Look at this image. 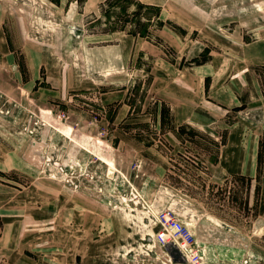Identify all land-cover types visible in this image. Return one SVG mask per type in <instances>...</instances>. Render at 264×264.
I'll list each match as a JSON object with an SVG mask.
<instances>
[{
  "label": "rangeland",
  "instance_id": "rangeland-1",
  "mask_svg": "<svg viewBox=\"0 0 264 264\" xmlns=\"http://www.w3.org/2000/svg\"><path fill=\"white\" fill-rule=\"evenodd\" d=\"M85 1L0 0V264H95V254L104 256L98 264H193L157 242L162 210L190 224L201 264H264L261 126L253 183L211 167L219 144L204 121L181 142H157L170 186L157 178L147 185L157 171L139 161L158 139L146 114L162 112L164 127L181 131L187 125L172 126L173 112L227 116L229 124L247 112L253 129L256 108L235 107L232 88L249 69L264 90V0H133L150 9L136 15L129 6L128 17L120 8L128 0ZM139 22L149 24L148 45L134 47L125 38ZM113 29L123 30L95 38ZM117 94H127L134 116L109 126ZM101 208L116 214L96 215Z\"/></svg>",
  "mask_w": 264,
  "mask_h": 264
},
{
  "label": "crops",
  "instance_id": "crops-1",
  "mask_svg": "<svg viewBox=\"0 0 264 264\" xmlns=\"http://www.w3.org/2000/svg\"><path fill=\"white\" fill-rule=\"evenodd\" d=\"M109 0H86L84 2V6L96 4L97 7L101 5H105V3ZM108 3V2H107ZM59 4H62V1L59 2ZM123 29H113L110 30V32H107L106 34H95V38H102L105 35H116L117 33L121 32ZM161 33L160 35L167 34L163 28L160 30ZM129 35H126L127 41L133 45L134 47L141 44L142 41L143 44L148 45V41L146 40V37H142L139 35H134L131 32L128 33ZM161 37V36H160ZM162 38V37H161ZM256 43V40L253 42L249 43V45L254 46ZM146 45V46H147ZM250 46V47H251ZM125 52V49H124ZM146 54V53H145ZM91 56L93 57L92 62H95V46L91 48ZM126 58L129 55H126ZM131 57H133V52H131ZM140 57L142 58L141 54ZM128 59V58H127ZM126 62V61H125ZM95 66V64H93ZM192 66V65H191ZM201 67V66H200ZM209 67H211V64L208 65H203L201 69L204 71L207 70ZM191 68L194 69L193 72H188L189 75H192L193 78L191 79L192 81L189 84V86L195 87V82H196V66H192ZM197 71H199L197 69ZM206 78V77H205ZM243 81V82H242ZM241 83L242 86L241 88L235 89L232 88L231 86V81L225 84V88L229 87V89L232 88V93L235 96L236 99V104L235 107H242L245 110L250 109L251 107L256 108V113L260 116V118H252V125L253 129H249L245 127L244 121L246 122V117H249L247 115V112L244 113H238L235 116V121L236 123L229 124L227 116L222 115H215L212 113L205 112L204 114H192V113H180L178 114L179 116L177 117L175 113L170 114V120H171V125L175 126L176 122L180 121L181 125L186 124L189 127H185L184 130H175L174 127L168 128L164 127L167 125L165 123L168 118L164 116L162 112H156L155 114H146V120L147 125L152 127L154 126V129L150 128V131H155L157 141L154 144H149L145 143V150L144 153H149V155L143 154L141 158L139 159L140 161V166L142 168H145L147 166H154L155 170L157 171L156 176H146L145 177V182L147 185L153 184L157 181H159L161 184H163V187L165 188L166 186H170L171 181V169L170 166L168 165V162L163 161L162 158L164 154V150L157 144L158 141H168L171 144L173 142H181L183 133L186 135H192V131L190 130L191 126L194 127L197 120L198 121H204L203 128L205 132H209L210 136L214 139L213 141L215 143H218L217 147V157L214 158L215 160H211V167L218 169L221 174L225 173L226 176L228 177V174H234L238 176L245 177L247 179H251L252 183L254 179L257 178L258 176V171H259V153H260V134L256 135V129L262 127V135H264V90L262 87V84L260 83L259 80H257L255 77H252V71L248 69L247 73L241 77ZM207 84H209L208 80L205 82L203 81L204 89L203 92L206 93L207 90ZM131 87L127 88H122V89H127V92L129 91ZM209 89V88H208ZM211 90V89H210ZM209 90V91H210ZM209 94V92H208ZM116 99L119 100H112L109 102V104H116L117 109L114 110V112H110V115L107 116V120L109 122V126L111 125H122L126 124L127 121L131 119L133 113H131L129 103L127 100V94L125 96V99H123V94H117ZM127 108L125 112V108ZM188 115V116H185ZM262 117V118H261ZM117 123V124H116ZM193 123V124H192ZM148 125V127H149ZM214 126V127H213ZM216 127L218 129H216ZM216 129V130H215ZM149 131V129H146ZM122 131V130H121ZM129 131V130H128ZM195 131V130H194ZM125 135L129 134V132L132 131H122ZM145 132V131H144ZM141 135V132H139ZM259 133V132H258ZM206 135V134H205ZM194 137H197V134L193 135ZM193 136L191 138H193ZM225 138V139H224ZM248 138H251L250 145H247ZM204 141V139H203ZM206 141V140H205ZM209 142V141H207ZM121 140H118V143L114 144L117 149L120 147ZM211 143V142H210ZM240 143V150H238V146ZM235 144V145H234ZM238 144V146H237ZM216 146V145H215ZM237 148V149H236ZM116 149V148H114ZM236 149V151L234 150ZM241 151L240 153L238 151ZM139 151V150H138ZM154 151V153H153ZM230 163V164H229ZM208 169V163H203ZM210 167V166H209ZM263 168H264V161H263ZM231 170V171H229ZM170 173V175H169ZM143 176L145 175L142 173ZM159 179V180H158ZM227 178H224L226 180ZM95 202H99L95 200ZM164 211V210H162ZM119 213V211H118ZM95 214L100 215V216H115L116 210L114 209H109V208H101V209H95ZM106 234L103 233L102 238ZM95 243H99L98 241H95ZM106 254V253H105ZM104 256H101V254H95V264H98L101 259H103ZM77 263V262H76Z\"/></svg>",
  "mask_w": 264,
  "mask_h": 264
},
{
  "label": "built area",
  "instance_id": "built-area-1",
  "mask_svg": "<svg viewBox=\"0 0 264 264\" xmlns=\"http://www.w3.org/2000/svg\"><path fill=\"white\" fill-rule=\"evenodd\" d=\"M160 230L156 240L161 246L174 245L193 264H201L202 257L195 248V239L190 224L178 218L171 210H164L157 216Z\"/></svg>",
  "mask_w": 264,
  "mask_h": 264
},
{
  "label": "trees",
  "instance_id": "trees-1",
  "mask_svg": "<svg viewBox=\"0 0 264 264\" xmlns=\"http://www.w3.org/2000/svg\"><path fill=\"white\" fill-rule=\"evenodd\" d=\"M122 1H124V0H122ZM108 3H109V6L110 7H114L119 2L117 0H109ZM126 4H127V7L125 5L124 6L123 5H120L121 14H123L122 17L123 16H125V17L127 16L128 17L127 11H128V7L129 6L130 7L136 6V8H137V11L135 13L136 15L137 14H141V11L142 10H149L150 9L149 7H147V6H145V5L141 4V3H138V2H134L133 0L126 1ZM122 17L120 19L121 23L122 22L124 23V22H128L129 21V20L123 19ZM157 17L159 19V14L158 13H157ZM158 21H159L158 22L159 26H163V23L160 20H158ZM139 28H140L139 30H135V32L133 31L131 33L134 34V35H139V36H142V37H147L148 34H149V24L148 23L139 22ZM261 162H262V152L260 150V153H259V168L261 166Z\"/></svg>",
  "mask_w": 264,
  "mask_h": 264
}]
</instances>
